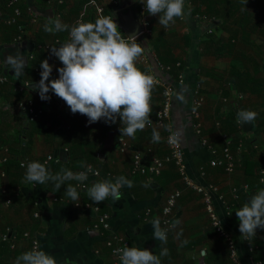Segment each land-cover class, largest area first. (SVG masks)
Wrapping results in <instances>:
<instances>
[{"label": "crops", "instance_id": "1", "mask_svg": "<svg viewBox=\"0 0 264 264\" xmlns=\"http://www.w3.org/2000/svg\"><path fill=\"white\" fill-rule=\"evenodd\" d=\"M82 1L65 0L63 4H59L49 0H19L18 5L21 3L26 9L25 16L19 19L23 30L20 32V39L11 41H4L3 37L7 38V33L0 30L1 67L8 69L14 80L30 79L35 83L41 78L40 62L47 58L49 64L53 65L50 79L56 78L57 69L62 65L55 56L49 54V48L65 42L68 32L46 33L43 26L49 18L55 17L68 25L74 24L80 17L83 18L82 22H94L101 17L94 9H87V3ZM227 1V4L223 1L219 5V12L212 24L216 38L224 40L223 45L210 46L208 49L199 47L204 28L209 24L186 13L183 18H176L170 29L162 28L158 23V16L150 15L154 24V32L150 38L154 44L162 36L159 41H164V53H169L170 50L174 59L182 64H176L171 73H166L165 78L175 85L172 120L185 151L190 175L202 184L213 183L219 187V194L224 198L215 196L214 205L225 227L238 242L242 264H264V229H258L256 236L251 238L252 243L242 240L235 214V210L247 202L257 189L264 188L257 177L258 171L244 164V157L248 160L249 157L255 161L262 160L258 154L248 153L253 142L264 146V3L254 9L252 3L240 8L238 4L241 0ZM9 2L10 0H0V22H3L4 16L13 13ZM29 7L37 14V21H32L28 15ZM254 10V17H245L247 12ZM236 31H239L238 35L231 40ZM245 34L248 36L245 37ZM38 45H44V48L38 49ZM153 51L160 59L159 54L154 49ZM32 55L33 59L30 58ZM35 59L39 72L35 70L37 67L32 61ZM137 66L146 68L147 73L157 70L155 63L143 64L139 57L136 60ZM241 69L249 74L250 82L246 83V78L238 76L241 80L239 82L236 74ZM179 72H183V83H179L176 78ZM243 85L244 91L241 88ZM196 90L204 97L200 108L203 136L218 152L219 157L228 140L231 142L238 164L231 173L208 164L213 155L202 144L203 136L195 132L191 115ZM161 93L162 88L153 84L149 121L156 118L162 101ZM239 93L244 97L240 98ZM20 96L10 84L0 87V232L11 226L18 236L15 248L3 245L0 240V264H14L17 256L32 248V238H37L40 248L54 255L60 264H65V261L70 264H114L111 249L105 244L103 235L91 229L96 221V212L93 209L78 208L74 203L81 201L94 204L88 197L86 188L97 180L115 181L121 175L132 181V187H123L118 201L113 202L109 197L100 203V207L103 212L110 214L113 228L128 238L130 247L148 248L157 255L162 247H166L169 254L161 257L162 264H235L230 257L226 240L211 225L202 195L192 189H186L178 201L175 219H179L180 224L172 230L167 244L162 245L152 237V224L144 219V208L152 206L154 212L159 214L168 194L176 188H182L183 182L173 162L167 163L158 176L134 175L133 153L136 149L143 152L148 148L155 156L164 158L169 153V147L163 129L146 124L142 131L135 133V138L124 135L130 147L121 151L118 141L121 134L119 119L114 124L104 121L89 124L85 115L80 114V120L73 117L74 114L61 100L57 107L49 105L47 109L49 115L52 113L51 116H54L57 126L51 141H48L43 133L30 131L27 135L24 132L25 129L29 130L30 127L27 126L31 123L26 122L24 114L17 109ZM240 109L257 112L255 121L243 126L238 124L236 117ZM232 114L236 125L225 123L232 118ZM216 121H220L221 125L218 126ZM82 124V130L77 128L72 135L68 134L70 125L73 129L75 125ZM49 125H52L51 122ZM153 129L161 137L158 143L152 141ZM224 133L228 136L225 139ZM69 139L77 143L76 160L82 161L77 170L72 169L74 160L65 148ZM241 142L245 143V152H237ZM48 154L61 157L60 161L54 162L50 167L49 172L53 175L61 169L76 173L88 164L97 166L102 175L88 177L84 188L79 187V181L76 180L65 181V185L59 190L51 181L33 187L24 180L22 186L18 184L15 189H11L12 177L5 171L6 157L10 156L9 160L18 164L25 156L43 163ZM94 159H97L96 163L93 162ZM202 165L205 166V177L199 174ZM14 175L15 180H18L15 172ZM68 184L76 187L79 193L80 199L75 202L64 194ZM246 184L249 188L245 187ZM13 190H16L15 196L11 194ZM26 232L32 238H25ZM222 246L226 250H222ZM219 256H222L221 259H218Z\"/></svg>", "mask_w": 264, "mask_h": 264}, {"label": "clouds", "instance_id": "2", "mask_svg": "<svg viewBox=\"0 0 264 264\" xmlns=\"http://www.w3.org/2000/svg\"><path fill=\"white\" fill-rule=\"evenodd\" d=\"M144 4L145 12L158 16V23L167 28L176 18L185 15V0H139ZM247 2V0H246ZM46 33L68 32V39L59 46L49 48V54L55 56L62 66L58 67V76L51 78L53 65L45 58L40 62V80L28 86L36 91L42 101L51 99L49 93L55 94L69 107L72 114L79 113L93 124L103 120L114 124L119 119L121 135L135 138L138 130H143L151 116L150 97L153 78L136 67V60L143 49L135 35H128L127 40L121 34L119 26L112 17L102 16L94 22L77 20L68 25L59 17L49 18L43 26ZM119 29V30H118ZM257 112L251 109H240L237 112V123L241 126L253 123ZM161 137L156 129L152 131L153 143ZM24 179L35 187L36 184L53 182L59 190L65 181L76 180L81 183L87 180L86 171L73 173L61 169L51 174L44 163L27 162ZM264 183V181H261ZM132 187V181L118 176L115 181L97 180L86 188L88 197L96 204L111 197L113 202L121 197L123 187ZM64 194L75 202L80 199L77 188L68 184ZM239 221V232L242 240L256 236L257 229H264V188H259L247 202L235 210ZM230 215V214H229ZM153 228L152 237L167 244L169 228L175 229L180 220H174L169 228H162L160 219L150 221ZM217 224L215 227H219ZM179 235V233L177 234ZM121 264H162L161 257L167 256L169 250L162 247L159 255L148 248L124 246L116 249ZM14 264H60V262L34 243L30 250L16 257ZM65 264L70 262L65 261Z\"/></svg>", "mask_w": 264, "mask_h": 264}, {"label": "built area", "instance_id": "3", "mask_svg": "<svg viewBox=\"0 0 264 264\" xmlns=\"http://www.w3.org/2000/svg\"><path fill=\"white\" fill-rule=\"evenodd\" d=\"M19 0H10L9 6L13 8V13H11L8 16H4L3 22L7 25H18L19 31L21 32L23 30V24L19 21V19L24 15L23 9L18 5ZM56 1L59 4L64 3L65 0H49V2ZM117 0H105L99 1V0H89L86 4L87 9L91 8L98 12V14L102 16H108L112 17V10L116 4ZM137 8H138V19L141 22V24L144 26V31L139 35L137 38V43L140 44V46L143 49L142 54L139 56L140 61L143 64H149V63H155L156 64V71L148 72L147 74L150 75L153 78L154 85H157L162 88V101L160 108L157 111L156 118L154 120L149 121L147 123L149 126H158L165 132L166 142L169 147V153L164 158H159L155 156L152 151L148 148L145 151H141L140 149L134 150L133 153V164H132V173L134 175L140 174V175H149V176H158L160 175L163 170L165 169V166L167 163L173 162L176 165V168L181 176L183 187L176 188L173 191H171L166 199L165 204L161 208V212L158 214L154 212L152 206H147L144 208V219L148 222L153 220L154 218H159L161 221V227L162 228H169V225L176 220L175 219V209H177V204L179 199L181 198L183 192L186 189H192L198 194L202 195V198L205 202V208L206 211L210 217L211 225L216 230V232L226 240L228 250L230 257L232 261L235 264H242V260L239 256V248H238V242L235 239L232 232H230L224 225L223 219L220 216V214L217 212V209L214 205V198L215 196H219V198L223 199L224 197L219 194V187L216 184L213 183H206L202 184L198 182L194 177H192L188 171V165L186 163V157H185V151L183 148V145L179 138V133L174 125L175 122L172 120V109H173V96L175 91V85L174 83H171L165 78L166 73H171L172 67L171 65H167L163 63L157 56L156 53L153 51L151 47H148L145 44V40L147 37H150L154 32V24L152 22V18L150 15H148L145 12L144 4L139 2V0L136 2ZM108 7H111V11L107 12ZM185 13L196 17L197 20H204L206 23H208V26H205L203 34L209 33L213 34L214 32V25H212L215 20V15H209L206 13H200V12H194V0H185ZM28 15L30 16L32 21H37L38 16L34 12L33 8H28L27 10ZM79 20H83L82 17L79 18ZM120 29V28H119ZM118 29V30H119ZM121 34L124 36V38L127 40L128 35L120 29ZM202 34V35H203ZM20 35V34H19ZM21 35L18 36L20 39ZM59 41V40H57ZM44 45H38V49H43ZM31 59L34 58V55L30 57ZM178 65H181V62H177ZM36 71L39 72V69L36 68ZM179 83L184 82V76L183 72H179V74L176 76ZM39 81V80H38ZM36 81V82H38ZM34 83V81L30 79H21V80H14L13 77L4 71V69L0 66V87L10 84L12 86V89L14 92L22 94V97L18 99L17 101V109L21 113L24 114V117L26 119V122L32 123L35 121L42 113L43 111L47 110L49 107L48 101H42L40 103V97L38 93L34 90H32L30 87H28L30 84ZM56 95L51 93V97H55ZM239 97L243 98L244 95L239 93ZM204 103V97L199 94V91L196 90V96L193 100V105L191 108V115L194 119V128L195 132L203 136V122L201 121V111L200 108L202 107ZM216 124L218 126L221 125L220 121H216ZM227 134H223V138H227ZM120 150L126 151L129 149L130 145L127 141V138L124 135H119L118 137ZM222 150H221V156L219 157L218 152L209 144L208 140L203 136L202 137V144L204 146H207L212 155L213 158L209 161L208 164H211L212 166H217L219 168L224 169L226 172L231 173L233 172L237 167V159L236 154L232 151L230 141L228 140ZM251 149L258 154L263 162H264V146H262L258 142H253L251 144ZM247 149V148H246ZM245 143L241 142L237 147V152H245ZM9 157H6L4 159V162L6 163L9 160ZM61 157L56 154H48L46 158L44 159V164L48 170H50L51 163L60 161ZM32 161L28 156L22 157L20 159V165L24 164L26 166L27 162ZM88 167L92 168V172L88 173V177H98L101 176L102 173L99 170V168L93 164L86 165L83 169H81L78 172L86 171ZM26 168V167H25ZM199 174L202 177L206 176V170L205 166L202 165L199 169ZM87 177V178H88ZM259 181H264V166L259 169ZM261 185H264V183H261ZM78 186L81 188H84L87 186L86 181L83 183L78 182ZM246 188H249V185L246 184ZM238 189H235V193L237 194ZM219 194V195H218ZM57 200V199H56ZM76 207L81 209H93L96 212V221L91 226V229H94L98 232H100L103 235V239L105 244L111 249L112 255L114 257V264H121L118 255L116 254V249L123 248L124 246L130 247V242L128 238L119 232H117L113 226H112V219L109 213L103 212L101 210L100 204H90V203H84L81 201H77L74 203ZM228 209V208H227ZM217 224H219V227H215ZM173 229L169 228L167 237L170 236ZM258 233V229L256 231ZM25 238H32L30 237L29 232H26L24 234ZM0 240L3 242H8L11 244L12 248H15L17 246L18 242V236L14 233L11 226H7L4 231L0 232ZM248 243H252L251 238L246 240ZM34 243H39V240L37 238H32V247ZM255 247V246H254ZM253 246H251V250H253Z\"/></svg>", "mask_w": 264, "mask_h": 264}, {"label": "trees", "instance_id": "4", "mask_svg": "<svg viewBox=\"0 0 264 264\" xmlns=\"http://www.w3.org/2000/svg\"><path fill=\"white\" fill-rule=\"evenodd\" d=\"M88 1L89 0H83L82 2L88 3ZM223 1H224V4H227V2H228L227 0L226 1L225 0H194V12L206 13V14H209V15L217 16V13L219 12V9H218L219 5H221L223 3ZM240 2L241 3L238 4V7H240V8L245 6L247 3H252L253 4L252 6L255 7L254 9H256V6L257 5H259V6L262 5L264 3V0H247V2H246V0H241ZM19 6L23 9L24 16H25V13H26L25 12V10H26L25 6L23 4H21V3L19 4ZM11 10L13 12V9H11ZM108 11H111V7H108L107 12ZM254 13H255V10L252 11L251 13L247 12V16H245V17L246 18H252V17H254L253 16ZM171 25H172V23H170V25L168 26L169 29L171 28ZM0 30L1 31L3 30V31H5L7 33V38L3 37L4 41H9V40L11 41L13 39L14 40L18 39V36L20 34V31H19V28H18L17 24L8 26L6 23L0 22ZM238 33H239V31H236V33L234 35H232V37L233 36H237ZM202 36L203 37H201V40H200V43H199V47L202 46L205 49H208L210 46L218 47L217 45H220V44L223 45V43H224V40L221 39V38H216L214 33L213 34L206 33V34H203ZM244 36L246 37V36H248V34H245ZM150 37L146 38L145 44L148 47L153 48L157 52V54H159L160 59L162 60L163 63H165L167 65H171L172 67L175 68V65L177 64V62L179 60L178 59H174V55L171 54L170 50H169V53H167V52H166V54L164 53V49H165L164 41L163 40L159 41L162 38V36H159L157 41L154 42V44H153V41L151 40L152 38H150ZM233 39H234V37L231 38V40H233ZM36 60L37 59L32 60L34 62L33 64H35V62H37ZM0 66H1V63H0ZM34 66L37 67L38 66L37 63ZM137 68L140 69L141 71L147 73V69L146 68L141 67V66H137ZM181 70H182V68H181ZM238 76L246 78V83L250 82L251 78H250L249 74H247L246 71H244L243 69L240 70V73L236 74V77L238 78L239 82L241 83V80L239 79ZM259 85H260V87H263L262 84H259ZM241 88L244 91L245 90V85H243ZM20 97H22V94H21ZM61 100L62 99H60L57 96H55V97H51V99L48 100V103L52 106V108H55V107H57L58 104L60 105ZM39 102L42 103V100L39 101ZM51 114L49 115L48 110H46V111L44 110L43 113L35 121H33L29 126H27V127H30L29 130L25 129L24 132L27 133V135H28V133L30 131H31V133L40 132V133H43V134L46 135L48 141H51V138H52V135H53V131L56 130V128H57V126L55 125V120L53 118L54 116H51ZM45 116H47V117H45ZM74 116H76V118L78 120L82 119L79 113L77 115L74 114L73 117ZM231 116H232V118H230V120H226L225 123H235L236 122L234 115L232 114ZM52 118H53V121H52ZM101 121H103V120H101ZM49 122H51L52 125H49ZM235 125H236V123H235ZM77 128L80 131V130H82V128H84V126H83V124L80 125V126L79 125H75L74 128L72 129V125H70V130H69L68 134L72 135L73 130L77 129ZM79 143H81V142H79ZM65 145H68L65 148L68 149L69 155H71L72 160H74V164H72L73 165L72 169L73 170H77V167H79L80 163L82 162L79 159L76 160L77 156L75 155V151H76L77 143L73 139L72 140L69 139L68 142ZM248 153H253L254 154L255 152L251 149V150H249ZM91 154H92V157H93V152H91ZM244 160H245L244 164H247L248 168H252L253 167V168H255L256 172L258 171L257 177L259 179V169L264 166L263 160L255 161V160H251L250 157H249V160L245 159V157H244ZM54 162H52L51 165ZM93 162L96 163L97 159H94ZM66 164H68V163H66ZM11 169H13V171H11ZM25 170H26L25 167H20V162L18 164L17 162H15V161H13L11 159L6 162L5 171H6V173L9 176L11 175V177H12V179H11V187L12 188L11 189H15L18 184H20V186H22L25 183L24 182V180H25L24 179ZM14 172L16 173V177L18 178V180H15ZM15 191L16 190L11 191L12 192L11 194L13 196H15L14 195ZM1 243L3 245L8 246L9 248L11 247V244L8 243V242H3L2 241ZM224 248H225V246H222V250H224ZM225 250H226V248H225ZM221 257L222 256H219L218 259H221ZM213 260L215 261L214 257H213ZM216 260H217V258H216Z\"/></svg>", "mask_w": 264, "mask_h": 264}, {"label": "water", "instance_id": "5", "mask_svg": "<svg viewBox=\"0 0 264 264\" xmlns=\"http://www.w3.org/2000/svg\"><path fill=\"white\" fill-rule=\"evenodd\" d=\"M138 8L133 0H117L113 10V19L120 29L127 35H135L138 37L143 33L144 26L138 19ZM8 73V69L4 70Z\"/></svg>", "mask_w": 264, "mask_h": 264}, {"label": "flooded vegetation", "instance_id": "6", "mask_svg": "<svg viewBox=\"0 0 264 264\" xmlns=\"http://www.w3.org/2000/svg\"><path fill=\"white\" fill-rule=\"evenodd\" d=\"M134 1V4H136V2L138 1V0H133Z\"/></svg>", "mask_w": 264, "mask_h": 264}]
</instances>
